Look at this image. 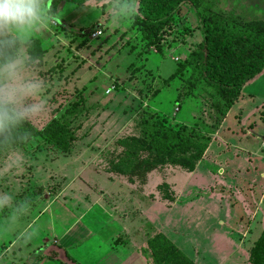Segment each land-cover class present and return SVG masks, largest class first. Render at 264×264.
I'll list each match as a JSON object with an SVG mask.
<instances>
[{"label": "rangeland", "instance_id": "rangeland-1", "mask_svg": "<svg viewBox=\"0 0 264 264\" xmlns=\"http://www.w3.org/2000/svg\"><path fill=\"white\" fill-rule=\"evenodd\" d=\"M51 1L46 3L59 22L37 27L31 38L37 75L48 85V109L30 123L43 130L67 116L79 131L64 156L47 150L39 139L22 148L29 162L17 175V198L32 202L25 223L37 232L33 245L41 264H65L61 258L73 264L82 255L87 264H102L101 243L112 228H128L139 246V238L157 229L196 264L264 263V72L246 84L222 120L216 89L185 67L204 39L202 20L264 43V0H184L163 55L134 25L144 0H135L134 15L119 21L115 0L84 7L62 1L57 8ZM195 135L211 142L194 178L173 165L155 170L150 183L136 187L146 185L152 199L130 192L109 173L122 138L145 137L162 150L172 144L171 150H183ZM188 150V157L197 151ZM221 167L225 173L220 175ZM6 189L0 183V192ZM52 198L57 200L49 204ZM33 211L45 214L35 219ZM67 231L74 245L68 255L58 256L54 238ZM0 235V245L12 240L11 234ZM146 250L141 247L136 254L139 262L149 258Z\"/></svg>", "mask_w": 264, "mask_h": 264}, {"label": "trees", "instance_id": "trees-1", "mask_svg": "<svg viewBox=\"0 0 264 264\" xmlns=\"http://www.w3.org/2000/svg\"><path fill=\"white\" fill-rule=\"evenodd\" d=\"M62 1L84 7L92 1L102 0H52L51 4L57 8ZM183 2L184 0H144L135 19L134 25L139 28L144 40L161 55L164 54L167 36L172 33L176 18L181 14ZM202 24L204 39L185 61V67L187 70L197 71L206 83L216 89L218 101L224 108L221 113L224 120L240 99L246 84L264 72V43L208 20H202ZM64 117L55 118L43 130H38L29 122L26 126L31 135L22 148L39 139L56 156L69 153L78 139L79 129H75L66 120L67 116ZM222 120L214 128V133L219 130ZM180 132L185 134L186 130L180 129ZM210 142L209 138L195 135L185 143L187 148L183 150H171L175 148L174 144L171 148L169 145L162 150L145 137L122 138L116 143L120 153L112 157L109 173L127 178L133 184L136 181L146 184L151 172L168 165L194 173ZM188 148L197 151L188 157ZM163 187L170 190L167 185ZM146 253H149L150 264H196L163 233L149 238Z\"/></svg>", "mask_w": 264, "mask_h": 264}, {"label": "clouds", "instance_id": "clouds-1", "mask_svg": "<svg viewBox=\"0 0 264 264\" xmlns=\"http://www.w3.org/2000/svg\"><path fill=\"white\" fill-rule=\"evenodd\" d=\"M112 8L117 21L131 17L135 0H115ZM58 22L46 0H0V183L7 185L0 192V212L5 213L0 234H11L16 249L15 255L0 250V264H21L37 235L25 223L32 202L17 198L16 178L29 162L22 150L31 135L26 125L48 109V85L37 75L39 60L31 38L37 27Z\"/></svg>", "mask_w": 264, "mask_h": 264}, {"label": "crops", "instance_id": "crops-1", "mask_svg": "<svg viewBox=\"0 0 264 264\" xmlns=\"http://www.w3.org/2000/svg\"><path fill=\"white\" fill-rule=\"evenodd\" d=\"M224 124H223V126H224ZM223 126H222V128H223ZM220 131L218 132V135L220 134ZM197 169H198V167H197ZM197 169H196V171H197ZM196 171L194 173H189L190 177L194 178V175H195ZM224 173H225V169L221 167L220 168V175L224 174ZM111 177L116 179V180L118 179L117 180L118 183H121L123 186L128 187L130 189L129 190L130 192L140 191L143 195H145V197H150L149 199H152L153 193L150 191V189L146 188V185H144V187L141 188V189H136V187L140 184L139 181H136L133 184V182L131 180H129L127 178H124V177H116V176H111ZM149 177H151V176H149ZM190 180L192 181V179H190ZM148 182L150 183L149 180H148ZM190 182H189V184H191ZM50 183H52V182H50ZM150 186H151V184H150ZM179 198L180 197H178V200H179ZM52 199H54V200H52ZM52 199L48 200L49 204H51V203H53V202H55L57 200L56 198H52ZM178 200H177V202H178ZM262 202L264 203V192H263ZM174 205L172 204V206H174ZM37 213H38V211H37ZM43 214H45V213H42L41 215L36 216V212L33 211L32 216L35 219H39V218H41V216ZM56 225H57V222L54 220V227L55 228L57 227ZM124 231L127 233L128 232V228H126V230L121 228L119 230V232H113V228H112V234L110 235V238H109V236H107V238L104 240V242L101 243V249L104 248L102 264L104 263V261H105V264H106V261H108V260L109 261L112 260L113 261L112 264H144V262H147V264H150L149 260L146 257H144L145 259L142 258V262H139L138 260L140 259V255L136 256V254H138V251H139V249L141 247L147 248L148 240H149V238L151 236H153V235H155L157 233H161V231H159L157 229H152V228L149 229V232L146 235V239H143V237H141L139 239L137 238L138 240H140V246L137 244V241H136L135 237L132 236V235H129L128 233H127L128 237H126V239L124 240L123 238H124V235L126 234V233L123 234ZM71 235H72V233L67 231L65 233V235H62L61 239H59L57 236H55L54 243L56 245H59L58 247L60 248V249H58L59 253L56 252V253H58V256L59 255L65 256L66 254L67 255L69 254V248H71L74 245L73 244L74 239H73V241H72V239H69ZM2 237H3V234H2ZM0 239H1V237H0ZM47 241H49V240H47ZM132 242L134 243V249L131 247L132 246ZM0 246H2V247H0V250H9V254L14 252L13 251L14 248H13V245H12L11 241L8 243V245L5 244V245H0ZM29 247L32 248L33 244L29 245ZM34 248H35V246L33 247V249ZM36 249L37 250L34 249L32 252H29L28 256H31V258L28 259L27 261H25V256L21 257V264H41L40 259L39 258L37 259L38 252H35V251H39V249H38V247ZM131 252H133V253L131 254ZM62 253H63V255H62ZM43 256L44 257L45 256L46 257H50L48 254H45ZM55 257H56V259L58 258L57 256H55ZM44 260H46V259H44ZM59 260H61L62 263L69 264L68 262H65L62 258L59 259ZM86 260H87L86 256L82 255L81 256V260H79L77 258V259H75L73 261V264H87Z\"/></svg>", "mask_w": 264, "mask_h": 264}]
</instances>
